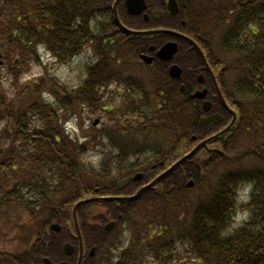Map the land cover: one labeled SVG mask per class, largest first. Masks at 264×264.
I'll list each match as a JSON object with an SVG mask.
<instances>
[{"label":"trees","instance_id":"1","mask_svg":"<svg viewBox=\"0 0 264 264\" xmlns=\"http://www.w3.org/2000/svg\"><path fill=\"white\" fill-rule=\"evenodd\" d=\"M113 1L0 0V71L10 78L13 92L11 98L0 94V121L5 119L0 238L13 245L11 251L0 250V264H43L45 257L75 264L77 254L65 255L62 245L77 244L72 216L77 202L133 194L136 185L151 181L188 152L192 136L202 140L226 125L199 127V101L182 94L178 81L162 72L147 73L149 90L126 76L129 60L138 62L132 53L148 41L115 31ZM191 1L179 0V16L155 23L174 26L184 19L188 24ZM199 5V14L204 12L214 30L202 34L198 26L188 28L204 35L206 57L236 120L136 199L80 203L76 217L82 238L87 247H96V254H85L81 264H105L99 252L109 234L117 243L120 225L116 264H264V0ZM121 18L125 24L129 20L122 6ZM87 42L93 50L85 48ZM43 44L58 63L77 62L76 85L46 75L38 94L19 82L29 66L41 63L38 47ZM189 76L185 71V79ZM108 98L112 113L98 130L86 129L80 137L66 129L67 120L76 118L79 124L77 117L105 108L102 102ZM119 98L123 106L115 108ZM215 103L213 109L225 114L217 98ZM180 106L187 119L179 130H167L170 139L163 145L157 139L160 119L165 124ZM94 154L97 162L90 158ZM137 172L144 173L142 182L116 189L118 180ZM189 179L194 182L190 187ZM89 206L97 207L91 216ZM109 220L116 221V228L105 231ZM52 223L61 226L59 232L50 229Z\"/></svg>","mask_w":264,"mask_h":264},{"label":"rangeland","instance_id":"2","mask_svg":"<svg viewBox=\"0 0 264 264\" xmlns=\"http://www.w3.org/2000/svg\"><path fill=\"white\" fill-rule=\"evenodd\" d=\"M206 25L209 26V23L207 22ZM40 53H42V56H41L42 64L29 66L28 69L25 70V72H23L19 76V82L24 83L25 88L36 89V91L39 94L40 92H42L41 89H43L42 86L44 85L42 84L41 77H44L46 75L53 76L57 78L59 81H61L62 83H67V85L68 84L71 86L76 85V83L79 81V75L81 74V67L77 64L75 60L70 61L68 64H60L58 62H54L52 58H50L45 52H43V49L40 50ZM43 72H45V74H43ZM6 77H7V74L5 73L4 69H2L0 71V83L2 84L1 86L2 89L0 90V94L2 92H5L6 96L11 98V94L13 93L9 86V83H11V80L10 78L9 80L6 79ZM102 103L103 105H107V104L109 105V98L104 99ZM114 103H115L114 104L115 108L123 106L122 100L120 98L116 100ZM110 113L112 112H106L103 110H96V111L91 112L87 110V112H84L82 115H80V117H77L80 128L77 127L76 129H73L72 127L74 123L73 120L75 119H72L69 121L70 123L67 125V129L71 131L70 133L82 135L81 133L85 131L86 129H89L90 131L94 130L90 128L91 122L93 121L94 118L96 117L100 118V122H99V126H100L101 124H105L103 123L105 120L109 121L108 114ZM170 120L171 121L173 120L171 123L168 124L170 129H167V126H166L165 129L164 128L162 129L163 131H160L158 133L159 136H161L162 132H164V134L160 138H157L158 141H160L163 145H166L168 143V140L170 139V134L167 132V130H171V129L179 130V128L181 127L180 124H182L183 113L179 110L174 111L173 113L170 114ZM4 124H5V119L0 121V130L4 128L3 126ZM147 140L152 141V137H150ZM154 140L155 139H153V141ZM151 145L154 147L156 145L158 146L159 143L157 142L156 145L154 143H151ZM144 154L145 156L148 155L146 154V152ZM90 158L95 162L99 160V156L97 154L92 155ZM1 249L11 251L13 249V245L10 242H7L6 240L4 241L3 238H0V250ZM149 264H154V263L151 262Z\"/></svg>","mask_w":264,"mask_h":264},{"label":"flooded vegetation","instance_id":"3","mask_svg":"<svg viewBox=\"0 0 264 264\" xmlns=\"http://www.w3.org/2000/svg\"><path fill=\"white\" fill-rule=\"evenodd\" d=\"M125 1L126 0H122V2H121L122 5L124 4L123 7H125ZM130 1H132V0H130ZM134 1H135V6L133 8H131V10L128 7H127V9H125L126 7L124 8V11H125L124 13L126 14L127 17H129V20L126 23V26L129 27L132 30H143V29H140V25H141V23L144 20L143 18H144L145 14L149 15V19H148L147 23L145 22L146 25H147L145 30H152L155 25H158V24L155 23V21L151 20L152 19V16H151L152 12L159 11L162 14L161 18L162 17H166V19H167L168 17L167 16H163V13L168 14V5H173V0H144L145 4H146V9L143 12H141L140 14H136V13H138V11L140 9V6L138 5V0H134ZM176 1H177V3H179V0H176ZM179 22L182 23L181 20ZM165 23L166 22H164L162 24H165ZM116 31L119 32V29L116 28ZM176 31L180 32V33H183V31L181 29H176ZM184 34L190 36L188 33H184ZM156 37H157L156 42L160 43L159 45L157 44V46H156V44H154V43L149 44L150 43V35H149V36L145 37L147 39V41H148L147 45L149 44L148 47L146 49L140 50V55H148L149 57L153 58L151 63H161V61L156 59L157 58L156 57V51L158 50V48L160 46L164 45L167 42H175V43H177L178 44V48L180 47V50L177 53H180V56H182V57H187L191 53V45H189L187 43H180L179 42L180 40L177 39L176 37H167V36H158V35ZM152 45L155 47V49L153 48V50H150V46H152ZM205 54H206V52H205ZM170 62H171L170 64H174L175 63L174 62V57H173V60H171ZM164 64L166 66H168V63L164 62ZM134 68L136 70L139 69L136 66H134ZM201 73L204 74L203 71ZM178 89H179V91L182 94H184V93L187 94L188 84H187V82L185 80L184 75L182 76V79L179 82ZM208 95L210 97H212L209 89H208L207 97H208ZM211 113H212L211 111L208 112V113H205V116H207V115H209ZM141 186H137V187L139 188ZM128 195H131V194H128ZM86 248H87L86 247V243L83 242V251H86Z\"/></svg>","mask_w":264,"mask_h":264},{"label":"water","instance_id":"4","mask_svg":"<svg viewBox=\"0 0 264 264\" xmlns=\"http://www.w3.org/2000/svg\"><path fill=\"white\" fill-rule=\"evenodd\" d=\"M117 1L118 0H116V2H115V4H114V7H115V5H116V3H117ZM127 5H128V3H126ZM166 48H164V49H162V52L165 50ZM174 69H176L175 67H174ZM204 92H205V90L202 92L203 94H204ZM203 94L202 95H200V93H195L194 94V96H199V97H203ZM206 106V105H205ZM205 110H208V106L207 107H205ZM222 118H221V116H219V115H212L211 117H209V119L208 120H210V121H214L215 123H217V122H219L220 120H221ZM204 120V119H203ZM203 120H202V122H203ZM233 122V121H232ZM209 140V139H208ZM208 140H205V141H203V142H201L200 144H198L190 153H188L187 155H185L184 157H182L180 160H178L176 163H174L167 171H165L163 174H161L158 178H160V177H162L164 174H166V173H168V172H170L173 168H175L178 164H180V163H182L184 160H186L188 157H190L191 155H193V153L201 146V145H203V144H205ZM142 176H141V174H138V175H136L135 177H134V180H139L140 178H141ZM156 180V179H155ZM154 180V181H155ZM154 181H152L151 183H149L148 185H146L145 187H142L139 191H137V193L134 195V196H132V197H129V198H135V197H137L140 193H141V191H143V190H145V189H147L148 187H150L153 183H154ZM128 182V180H123V181H120L118 184H117V187L118 188H120V187H122V186H124L126 183ZM191 184V183H190ZM78 206V204H76L75 205V207H74V209H73V219H74V222H75V225H76V227H77V222H76V217H75V208ZM51 228L52 229H55V230H59V226L58 225H52L51 226ZM77 230H78V228H77ZM78 235H79V232H78ZM64 250L66 251V253L67 254H72L73 252H74V248L71 246V245H69V244H65L64 245ZM81 247H80V255H79V259H78V261H77V264H80V261H81ZM44 263L45 264H53V263H51L50 262V260L49 259H44ZM58 264H67V263H65V262H62V263H58Z\"/></svg>","mask_w":264,"mask_h":264}]
</instances>
